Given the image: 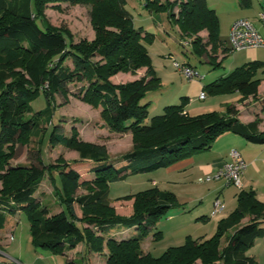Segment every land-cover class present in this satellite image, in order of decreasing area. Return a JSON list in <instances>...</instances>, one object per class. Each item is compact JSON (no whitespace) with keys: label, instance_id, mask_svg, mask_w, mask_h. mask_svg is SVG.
I'll list each match as a JSON object with an SVG mask.
<instances>
[{"label":"trees","instance_id":"obj_1","mask_svg":"<svg viewBox=\"0 0 264 264\" xmlns=\"http://www.w3.org/2000/svg\"><path fill=\"white\" fill-rule=\"evenodd\" d=\"M47 1L92 6L95 40L72 44L65 33L47 26L42 17V6ZM128 1L0 0V170L8 166L7 173L0 176L4 186L0 196V230L5 227L6 215L23 212L30 223L35 249L64 257L67 264H76L69 259L68 252L81 244L91 252L101 251L106 237H109L108 264H196L198 260L202 264H261L245 253L264 234V204L254 191L238 194L236 210L219 222L212 238L190 236L184 245L172 247L157 258L142 250V242L159 220L178 207L175 195L152 188L114 199L135 200L134 214L130 217L116 215L111 207L113 198L109 188L112 183L167 169L210 150L215 141L227 133L264 145V133L259 132L261 120L257 118L243 124L235 118L232 109H228V116L212 113L191 117L186 113L184 101L180 105L166 106L162 115L147 123L149 104L142 102L148 93L161 89V78L152 67L147 49L154 35L136 26L127 10ZM144 7L150 14H167L168 20L178 26L182 36L179 43L185 50L190 49L199 60L213 67L223 64L225 58L218 61L219 51L227 53L228 50L221 41L218 14L207 0H182L181 4L172 5L144 0ZM109 28L113 30L108 31ZM203 31L208 33L207 39L198 36ZM95 57L107 63H93L91 59ZM68 59L73 61V68L65 65ZM181 64L197 71L188 62ZM142 67L149 68L148 75L134 82L114 85L109 80L116 73L136 76ZM262 69L263 62L247 63L211 88L242 97L256 96L262 83L256 76ZM74 81L87 84L83 99L102 108L101 117L111 131L133 135L136 141L133 151L112 159L105 146L83 143L76 134L58 136L55 126L48 133L47 142H56L78 153L79 160L74 164L89 166L94 175L92 182L82 183L70 163L58 168L56 176L55 167L45 164L41 151L36 154V163L8 165L16 155L17 145L29 137L43 135L45 125L53 121L50 102L54 95ZM40 95L45 96L47 108L37 112L30 104ZM45 174L49 175L54 192L60 198L61 212L52 210L36 196ZM81 189L89 194L75 197L74 193ZM77 205L82 219L76 216ZM247 217L252 219L242 225ZM112 230L135 234L117 240L110 237ZM162 235L158 232L154 238Z\"/></svg>","mask_w":264,"mask_h":264},{"label":"rangeland","instance_id":"obj_2","mask_svg":"<svg viewBox=\"0 0 264 264\" xmlns=\"http://www.w3.org/2000/svg\"><path fill=\"white\" fill-rule=\"evenodd\" d=\"M160 4H176L182 3V0H158ZM208 5L216 11L220 19V33L222 39L229 38L228 24L229 21L236 17L237 10H240L237 0H207ZM127 10L134 17L137 27L144 28L147 33L154 35V38L147 43V49L152 61V67L157 75L161 78V89L157 92H150L146 99L142 102L148 105L149 119L162 115L165 112V107L170 105H180L186 101V112L191 117H200L212 113H224L229 115L228 109L235 111V118H239L242 113H258L264 107L263 88L259 95V87L256 96L242 97L237 93H228L227 91L215 92L211 86L218 82L223 77L229 76L240 65L238 59L244 53H231L228 48V55L224 59L223 64L219 67H213L202 60H199L191 50H185L179 43L180 31L175 23H171L166 13L150 14L144 7V0H129ZM93 7L90 5H72L66 1H47L42 6V17L47 26L54 28L66 34L69 42L79 44L82 42L92 43L96 38V31L92 24ZM109 28L108 31H112ZM200 38L207 39L208 33L203 31L198 34ZM71 38V39H70ZM226 47V45H224ZM264 57V49L258 51ZM174 55L180 63H190L196 67L199 79L188 81L183 75L176 71L173 67V60L169 57ZM219 60L226 55V52L219 51ZM250 59V58H247ZM93 63L105 65L99 57L91 59ZM241 61V60H240ZM247 63H251L252 61ZM262 62V61H261ZM65 65L73 68V61L68 59ZM149 68L142 67L137 71L136 76L130 74L116 73L109 80L114 85H122L134 82L148 75ZM263 72L257 73L258 79L264 80ZM261 85V84H260ZM87 88L85 82L74 81L69 83L61 92L54 95L52 108L54 117L51 124L45 125L43 135L39 138L29 137L23 144L16 146V155L9 160L12 167L36 163V154L41 151L42 159L45 164L62 168L66 163H70L71 169L79 173L81 182H92L94 175L91 168L86 165H75V161L79 160V155L75 151H70L66 147L56 142L48 143L47 135L52 127L56 128V134L59 136L73 137L75 134L83 143L93 145H103L107 148L110 158H120L125 154L133 151L136 143L133 135L121 134L113 132L107 127L105 121L101 117L102 108L91 105L83 98V89ZM207 94L204 101L197 99L200 96V89ZM187 100H183V98ZM237 103V104H235ZM31 107L35 111H43L47 108V100L44 95H40L31 102ZM227 106H229L227 108ZM227 110V111H226ZM243 110V111H242ZM8 166L4 170H0V176L7 173ZM60 170V169H59ZM157 172V171H156ZM156 172L132 176L126 181L112 183L110 186V196L114 199L123 198L129 195H135L147 189H155L152 186V179L156 177ZM3 182L0 181V196L3 190ZM94 188V187H91ZM89 194L88 191L78 190L74 193L75 197ZM39 201L47 202L48 207L56 211L60 208V198L54 192V186L50 182L49 175L45 174L41 184L40 191L37 195ZM201 199V196H199ZM199 201V200H198ZM181 203V202H180ZM135 200H122L121 202H112L111 207L115 210L116 215L130 217L134 214ZM198 202L191 205L178 206L176 209H171L167 215L159 220L157 226L151 231L148 237L142 242V250L148 251L153 257H161L168 249L184 245L188 237L193 239L199 237L210 239L217 232L218 224L225 219L226 213L221 212L212 218V209L209 210L208 202L204 201L201 206ZM76 216L79 219L83 218L82 212L77 205ZM227 212V211H226ZM207 213V214H205ZM207 216L208 219L201 218ZM228 217V216H227ZM226 217V218H227ZM201 218V219H200ZM204 219L206 221H204ZM22 221L27 222V217L23 213ZM112 230L110 237L117 240L127 239L134 236V232L125 230ZM161 232L163 235L159 239H155L154 235ZM100 235V234H99ZM126 236V237H125ZM109 238V237H108ZM107 237L104 240V246L101 251H93L86 257L90 264H108L107 257L109 254L107 248ZM226 238L222 239V245L225 246ZM247 256L262 255L264 256V234L259 237L251 249L246 250ZM79 254V253H77ZM73 254L71 259L76 264H81ZM65 264V261H63ZM88 264V263H85ZM196 264H202L197 261Z\"/></svg>","mask_w":264,"mask_h":264},{"label":"crops","instance_id":"obj_3","mask_svg":"<svg viewBox=\"0 0 264 264\" xmlns=\"http://www.w3.org/2000/svg\"><path fill=\"white\" fill-rule=\"evenodd\" d=\"M237 3L240 10L234 11L236 12V17L229 21L228 32L230 33L232 24L239 19H249L256 25H259L258 15L261 12L263 0H237ZM221 41L228 48V39L221 38ZM259 50L262 49L245 50L247 53L245 51L237 52L246 53L240 56L238 62L241 64L244 62V65L248 62L246 60H254V62L262 61L264 63V57L260 58L261 54L258 52ZM229 53L227 52L223 58H226ZM260 72H263L262 74L264 75V69L260 70ZM261 80L259 95L261 94V89H264V80ZM201 92H203V88L200 89L199 94ZM197 99H199V96ZM257 118L261 120L259 132L264 133V107L257 114L244 112L238 119L243 124H249ZM232 151H238L247 166L242 176L241 189L226 186L223 181L199 182L200 179L214 176L226 164L231 163ZM155 175L157 176L152 179V186H155L162 192H170L175 195L179 206L184 208L183 204L191 205L197 202L199 203L198 206H201L206 201L210 207L209 210L211 211L212 209L213 213L214 203L220 200L223 204L222 212L230 216L237 208L238 194L241 191H254L257 199L264 204V145L253 144L240 135L227 133L219 137L210 150L197 153L167 169L159 170ZM199 196H201V199H198L200 198ZM41 202L47 203L44 200ZM114 202L121 201L113 200ZM56 211L61 212L62 208ZM22 214L23 212L6 215L5 227L0 230V250L3 252L0 255V264H9L12 259L19 260L23 264H64L63 261L67 264L66 258L64 257L53 255L48 251H37L35 249L30 232L29 220L27 219V222H23ZM214 217L212 215V218ZM251 219V217H247L242 221V225H246ZM123 233H125V230ZM144 252L148 253L145 250ZM73 254H77L75 257L81 264H90V261H87L86 257L91 254V251L85 245L81 244L76 249L68 252L70 260H72L71 257ZM252 258L264 264V256L256 254Z\"/></svg>","mask_w":264,"mask_h":264},{"label":"built area","instance_id":"obj_4","mask_svg":"<svg viewBox=\"0 0 264 264\" xmlns=\"http://www.w3.org/2000/svg\"><path fill=\"white\" fill-rule=\"evenodd\" d=\"M258 23L256 25L249 19H239L235 21L231 27L227 46L230 52H241L250 49H264V0L262 3L261 12L258 15ZM173 60L174 67L183 75L188 81L200 79L199 73L192 67L186 66L174 59V56L170 57ZM207 94L201 92L199 99L201 101L206 100ZM232 162L226 164L219 172L214 176L200 179L199 182H211L214 180L223 181L226 186H233L235 188H242V176L246 169V163L243 160L242 155L238 151L231 152ZM223 204L220 200L214 203V209L212 215H218L222 212ZM3 252L0 250V255ZM9 264H23L21 261L12 259Z\"/></svg>","mask_w":264,"mask_h":264}]
</instances>
